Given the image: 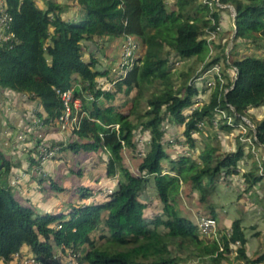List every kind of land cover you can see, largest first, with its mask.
<instances>
[{
	"label": "trees",
	"instance_id": "16d2710c",
	"mask_svg": "<svg viewBox=\"0 0 264 264\" xmlns=\"http://www.w3.org/2000/svg\"><path fill=\"white\" fill-rule=\"evenodd\" d=\"M5 2L14 37L0 40V88L7 95L33 103V116L42 118L44 124H57L63 113L57 88H72L83 106L68 128L67 138L46 141L33 135V145L21 147L27 152L28 167L0 150V260L4 264H24L31 257L39 264H194V259H200L224 264L228 254L236 251V260L264 263V253L249 257L241 219H235L229 230L218 227L204 238L178 204L181 184L198 191L201 201L207 203L217 190V177H227L239 169L241 149L225 153L211 141L197 149L193 133L201 131L207 121L212 124L220 120V113L232 114L234 123L221 125L232 130L250 117L256 122V142L264 146V115H258L264 108V57L231 56L244 44L262 46L264 0H174V7L169 0ZM226 4L235 9L236 29L234 48L222 60L235 77L217 71L201 81L207 70L221 63L219 56L207 59L214 42L209 36L222 31L226 8L221 5ZM128 35L141 39L144 54L114 89L104 88L98 78L111 72L104 45L117 40L122 43ZM191 58L193 63L187 67H176L179 60ZM198 64L202 66L199 70ZM212 80L211 92L207 93L206 85L200 90V84ZM123 86L126 100H130L128 107L127 101L118 105L113 100ZM147 89L152 91L148 97ZM196 96L202 103L185 114L197 101ZM33 106L38 107L33 110ZM167 122L184 125L181 134L185 138L177 136L176 140L189 150H197L196 156L183 154L170 159L165 147ZM139 130L150 133L149 149L139 164L140 174H134L123 164L124 150H136ZM42 143L57 152L103 151L108 156L107 175H118L114 188L90 202L76 203L70 198L64 201L69 203L66 209L39 210V199L54 196L50 191H69V195L73 190L59 186L52 165L46 164V176L38 173L37 147ZM164 161L170 164V171L165 172ZM76 170L70 168L72 173L83 174V170ZM26 171L34 172L30 180L36 179L35 186L43 185L37 190L40 196L20 194V187L16 188L13 179L18 182ZM150 179L166 218L157 215L149 220L146 216L141 196ZM262 179V174L246 173L248 188ZM87 188L82 199L103 191L89 192ZM44 191L48 195L44 196ZM209 206L217 218L214 203Z\"/></svg>",
	"mask_w": 264,
	"mask_h": 264
},
{
	"label": "rangeland",
	"instance_id": "374dc122",
	"mask_svg": "<svg viewBox=\"0 0 264 264\" xmlns=\"http://www.w3.org/2000/svg\"><path fill=\"white\" fill-rule=\"evenodd\" d=\"M169 4L171 7H174V0H169ZM221 6L226 8V10L222 12V31L219 34H211L209 36V39L214 42L212 43L210 56L207 59V61H209L215 56H219L221 57V63L207 70L201 78V81H203L204 78L207 79L213 76V73L217 71L223 72L225 75H230L231 73V70L227 69L222 58L228 56L230 51L234 48L233 36L236 29L234 24L235 9L230 4ZM137 39L142 43L141 39ZM119 41L120 40L108 42L104 45V52L108 56V64L111 68V72L106 77H99L98 79L100 83H103V87L107 89L112 88L115 83L119 81V63L123 54V45ZM261 45V47H257L252 44H244L231 56L234 58H242L246 55H260L264 57V41L261 42ZM144 49L145 46L142 43L140 45L141 55L144 54ZM193 59L194 58L190 60H179L176 67L183 69L190 63H193ZM228 61H230V59H228ZM201 67V64L196 66V68H198L197 70ZM231 74L235 77L234 73ZM112 79L113 82H111ZM228 79L229 78L225 76L224 81H228ZM205 85L207 93H209L214 87V82L212 80L208 81L206 84H200V90L205 87ZM124 90L125 86L122 87V91L114 96L113 100L118 105H120L119 103H121V100L127 101L128 107V105H130V100H126ZM151 92V89H147L146 97L150 96ZM198 99H200V96H196L195 100ZM30 105H33V103H26V101L20 97L9 99L3 92H0V150L15 162L21 161L23 167H28L29 163L26 159L27 152L21 147H23V145H33L31 141L33 135L38 138H44V140L47 141L51 139L59 140L61 138H67L69 133L68 129L62 130L54 121L44 124L42 118L33 116ZM143 105H145V100ZM197 105L199 104L194 103L191 107L186 108L185 114L188 115ZM33 107L32 109L35 110L38 106ZM142 107L141 111L144 113L146 108ZM258 115H264V108L258 111ZM46 116L47 115L44 117ZM220 117V120H216L212 124H209L207 121L203 125L204 127L201 131L193 133V137L196 139L197 149H200L206 141H211L219 145L222 152L225 153H235L241 149L242 158L238 162L239 169H237L236 173L227 177H217V190L212 194L207 203L201 201L198 191L184 183L181 184L178 194L179 209L183 215L199 226L200 231H202L201 220L206 216L213 217L209 206L211 203H214L217 215V218H215L216 228L214 230L218 227L223 230H229L235 219H241L248 237L247 251L249 257L253 258L257 256V253L260 255L264 253V179L259 181L252 188H248L249 182L246 180V173L255 172L262 174L264 177V146L256 142V122L254 119L250 117L244 118L243 121L238 122V125L232 130H225L221 128V125L224 123H234V117L232 114L226 113H220ZM166 127L169 131L166 133L168 142L165 144V147L170 159H178L183 154H192V157L198 154L197 150H189V147L185 143H179L176 140L177 136H180L181 139L185 138L181 134L184 125H174L171 122H167ZM8 131H10V133ZM137 138L139 139V145H137L136 150L131 151L125 149L123 160L124 166L134 174H140L138 167L149 149L148 140L150 139V133L147 130H139L136 134V139ZM55 155L57 157L63 156L64 158L63 160L61 158H51L47 162V166L53 165L50 169H52L53 177L55 181L59 183L60 187L73 188V190L69 195L67 194L69 191L64 194L63 191L58 189L52 190L50 193L54 194V196L48 199L45 197L39 199L37 208L44 213L58 207L66 209L67 206L69 207V203L65 204L64 202L66 199L71 198V200L76 203H81L90 199V202L96 198H101L106 189L114 188L118 175L113 177L107 175L106 166L108 163V156L103 151L94 153L93 151L85 150L79 152L59 150ZM257 166L259 168H257ZM164 167L165 172L170 171L169 163L165 162ZM70 168H73V171L74 169H77L76 171L81 169L83 170V174L72 173L70 172ZM26 173L23 174V178L18 182L16 178L13 179L16 188L18 189L20 187L19 193L26 194L28 192L32 195L35 193L34 195L37 197L40 196L37 190L42 189L43 185L39 184V186H35L36 179L30 180V176L34 175V172L26 171ZM47 179L45 178L47 181L45 185L46 189L50 186ZM37 182L39 183L40 181L37 180ZM85 187H88L87 191L89 192H98L102 188L103 191H100L101 193L98 192V194H92L91 198L83 197L84 199H82L81 194H83ZM42 193L44 196L48 195L46 191ZM141 200L146 203V216L149 220L154 219L157 215L166 218L163 214L162 203L157 196L153 179H150L147 183ZM201 236L207 238V236L203 234H201ZM210 238H212V236ZM233 247L235 249L236 246ZM174 253L185 256V253H179L176 250H174ZM236 255V251L229 253L228 260H225L224 264H251L243 260H236ZM69 258L70 256L68 255L66 261H69ZM62 260L64 261V258ZM193 263L212 264L209 260L202 261L200 259H194ZM0 264L4 263L0 260Z\"/></svg>",
	"mask_w": 264,
	"mask_h": 264
},
{
	"label": "built area",
	"instance_id": "2783aa9c",
	"mask_svg": "<svg viewBox=\"0 0 264 264\" xmlns=\"http://www.w3.org/2000/svg\"><path fill=\"white\" fill-rule=\"evenodd\" d=\"M10 16L7 12V6L5 0H0V40L8 41L14 37L13 31L10 29L9 25ZM142 43L137 39L134 35H128L123 40V54L121 57V61L119 63V78L125 77L128 71L138 63V60L142 57L140 54V45ZM178 64V62H177ZM238 69H236L237 71ZM57 94L60 96L64 110L63 113L58 117L57 124L62 130H66L72 126V124L77 119L78 111L83 106L82 101L79 98H76L73 93V89H56ZM195 103L201 104V100L198 99ZM197 105L196 107H198ZM194 107V108H196ZM193 108V109H194ZM234 110V108L232 107ZM216 121V120H215ZM202 124V123H201ZM37 149L39 150L38 159H40L39 166H37V171L39 174L44 176L47 175L46 172V164L47 162L55 156L57 153L56 148H50L46 146V144H39ZM216 219L212 216L204 217L201 220L202 225V233L207 236L213 233L216 228ZM24 264H39V262L34 258H28L24 261Z\"/></svg>",
	"mask_w": 264,
	"mask_h": 264
},
{
	"label": "crops",
	"instance_id": "0c3cea01",
	"mask_svg": "<svg viewBox=\"0 0 264 264\" xmlns=\"http://www.w3.org/2000/svg\"><path fill=\"white\" fill-rule=\"evenodd\" d=\"M0 92H3L4 95L7 96V98H9V99H12V98H13L12 95H7V94H6L5 89L0 88ZM18 108H19V107H18ZM59 161H62V160H59ZM52 166H53V165H52ZM25 187H26V186H25ZM27 189H28V188H27Z\"/></svg>",
	"mask_w": 264,
	"mask_h": 264
},
{
	"label": "water",
	"instance_id": "95a60500",
	"mask_svg": "<svg viewBox=\"0 0 264 264\" xmlns=\"http://www.w3.org/2000/svg\"><path fill=\"white\" fill-rule=\"evenodd\" d=\"M235 24V26H236V23H234Z\"/></svg>",
	"mask_w": 264,
	"mask_h": 264
}]
</instances>
